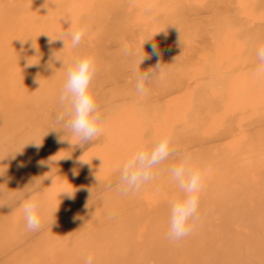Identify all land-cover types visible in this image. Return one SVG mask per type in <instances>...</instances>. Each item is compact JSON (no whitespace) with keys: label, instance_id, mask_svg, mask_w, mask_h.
I'll return each mask as SVG.
<instances>
[{"label":"bare ground","instance_id":"6f19581e","mask_svg":"<svg viewBox=\"0 0 264 264\" xmlns=\"http://www.w3.org/2000/svg\"><path fill=\"white\" fill-rule=\"evenodd\" d=\"M81 28L76 48L67 36L65 47L48 42ZM261 45L264 0H0V264H264ZM54 52L64 64L49 68ZM83 56L104 92L101 134L81 146L56 113L67 68ZM157 62L160 77L138 95L136 76ZM166 134L210 169L200 219L180 241L167 237L169 202L182 196L168 171L175 157L139 192L118 187L123 163ZM29 194L43 205L37 232L23 217Z\"/></svg>","mask_w":264,"mask_h":264},{"label":"clouds","instance_id":"9594fccd","mask_svg":"<svg viewBox=\"0 0 264 264\" xmlns=\"http://www.w3.org/2000/svg\"><path fill=\"white\" fill-rule=\"evenodd\" d=\"M150 7L146 11H150ZM166 37L167 32L161 30L157 34ZM86 29H78L75 31H68L59 38L53 39L49 37V44L60 40L66 46L65 36L71 39L73 48L80 46ZM23 44L24 40H21ZM34 48L38 47L37 45ZM63 47V48H64ZM153 54L158 55L159 50L156 44L152 45ZM126 54L133 55L126 52ZM256 66L254 75L258 80H264V45L259 46L255 52ZM150 56L145 54L139 58V66ZM39 62V61H38ZM27 61L28 66L37 64ZM54 62L64 61L61 57L53 53V59L49 62L48 67L52 68ZM161 63L157 62L154 67L141 71L135 80V92L144 96L147 95L149 89L148 83L160 77L159 72ZM140 68V67H139ZM97 68L95 60L92 56H83L74 59L71 66L67 68L66 79L62 86L58 97V104L63 109L56 113V123L61 126V132L68 136H75L77 143L81 146L94 142L101 134L100 123L103 119V114L99 110L96 103L95 94L93 91V80ZM39 87L41 82L37 79ZM63 137V136H62ZM61 137V140H68ZM34 147L39 149L41 143H35ZM175 157L177 163L173 164L169 169L172 181L176 184L181 198L169 202V220L167 237L172 241H180L188 237L194 230L196 223L199 221L200 196L204 189V181L206 173L210 171L207 168L193 167L191 164V157L183 152L172 147V136L166 134L153 142L148 148H141L134 152L118 169L119 181L118 187L122 195L127 196L129 193L139 192L146 184L153 182L156 179L155 169L158 165ZM82 160V159H81ZM51 161V158H50ZM82 162H88L82 160ZM73 174H76L75 169ZM97 178V177H96ZM107 187H111L108 185ZM68 196L73 197L74 192H62ZM42 202L29 194L28 198L22 205L23 217L26 222L28 231L37 232L42 228L40 212L42 210ZM83 264H94V257L89 255L84 258Z\"/></svg>","mask_w":264,"mask_h":264},{"label":"rangeland","instance_id":"374dc122","mask_svg":"<svg viewBox=\"0 0 264 264\" xmlns=\"http://www.w3.org/2000/svg\"><path fill=\"white\" fill-rule=\"evenodd\" d=\"M130 78H131V79L133 78V80L135 79L134 77H129V78H127V79H128L129 81H131ZM116 79H117V78H116ZM108 81H109V79H108ZM101 89H102V88H101ZM101 89H100V90H101ZM100 90H99V91H96V92L94 93V94H95V98L97 97L96 99H98V100L100 99V97L102 98L101 95H100V97H98V96H99L98 94H100V93L103 94V92H104V91L101 92ZM102 90H103V89H102ZM104 90H105V89H104ZM97 92H98V93H97ZM106 93H107V92H105L104 94H105L107 97H110V96H109L108 94H106ZM96 95H98V96H96ZM103 97H104V96H103ZM107 97H106V98H107ZM121 97H123V96H121ZM121 97L119 98L120 100H125L124 98L121 99ZM106 98H105V99H106ZM103 100H104V98H103L101 101H103ZM106 100H108V98H107Z\"/></svg>","mask_w":264,"mask_h":264}]
</instances>
